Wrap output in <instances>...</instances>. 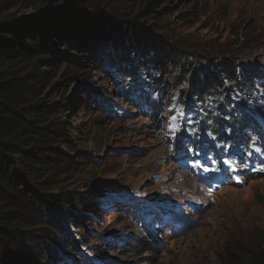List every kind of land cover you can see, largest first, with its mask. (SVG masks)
<instances>
[{"label":"rangeland","instance_id":"1","mask_svg":"<svg viewBox=\"0 0 264 264\" xmlns=\"http://www.w3.org/2000/svg\"><path fill=\"white\" fill-rule=\"evenodd\" d=\"M125 4L126 0H122V5ZM155 5L146 7L140 25L186 48L209 42L233 46L236 57L233 64L243 62V69H256L255 74L262 82L258 90L264 96V0H156ZM112 10L126 12L125 7L110 9L115 13ZM31 12L20 9L18 14ZM124 26L130 27L125 22ZM109 56L110 53L102 51L100 64L78 59L84 62L85 70L90 69L84 79L92 80L98 89L93 91L79 84L75 87L76 95L83 90L86 96L77 101L65 100L72 147L86 155L90 164L64 177L71 198L69 205L61 201L49 204L56 216L55 223L61 227L56 242H72L76 263L71 264H82L77 255L92 249L105 264H222L225 246L238 241L243 247L238 264H245L254 250L251 244L264 237V133L247 129L244 134L250 136V142L246 150L228 149L226 143L221 157L210 150L192 161L171 162L170 136L189 127L185 120L188 115L182 116L183 107L175 115L168 110L174 107L169 100L175 97L172 87L176 80L171 77L174 74L171 64L156 73L161 98L156 97L155 103L159 110H148L143 104L148 102L153 107L152 102L142 93L139 98L134 97L137 91L134 96L131 91L135 88L127 87L131 77L135 84L139 71L130 77L109 72L105 66ZM119 62L127 64L124 59ZM117 70L121 72L120 68ZM238 73L231 79H237ZM59 74L57 82L62 80L63 70ZM124 93L132 95L130 99L146 114L125 106ZM235 103L236 109L240 107L238 100ZM243 108L249 110L251 105L244 104ZM196 110L194 107L192 113ZM249 114L254 112L250 110ZM150 115L153 117L149 118ZM226 116L224 112L223 117ZM62 149L71 152L65 145ZM131 191L158 197L152 202L155 205L143 209L148 213L147 225L156 232L152 238L144 233L141 223L130 224L124 212L133 199L119 197L121 202L116 198ZM93 198L102 203L101 209L94 205ZM136 200H140V195ZM86 202L93 207L83 209L81 205ZM162 208L169 213L160 220L156 217ZM169 219L173 222L167 223ZM79 231L85 240L78 238ZM125 235L128 240L116 245L117 237ZM154 241L160 243L159 247L153 245ZM15 259L14 253L6 257L10 263ZM50 262L48 258L39 264Z\"/></svg>","mask_w":264,"mask_h":264},{"label":"trees","instance_id":"2","mask_svg":"<svg viewBox=\"0 0 264 264\" xmlns=\"http://www.w3.org/2000/svg\"><path fill=\"white\" fill-rule=\"evenodd\" d=\"M155 4L156 0H126L125 5L122 0H0V262L3 264H39L40 260L55 259L56 248L72 256L67 251L71 248L68 242H56L61 227L55 223L56 216L49 204L61 201L69 205L71 198L64 177L90 164L86 155L72 147L65 109L66 99L77 101L86 96L83 90L76 95L75 87L79 84L98 89L92 80L84 79L90 69L85 70L84 62L78 59L100 64L104 51L110 53V60L106 59L110 63L114 59L116 64L124 59L128 66L143 62L146 74L153 79L158 69L169 63L174 72L171 77L176 80L173 88L185 92L190 100L193 95L199 99L205 95V100H209L211 97L207 95L218 90L224 95L223 100L230 103L227 92L240 85L242 80L238 78L246 77L247 86L253 85L249 73L243 70L245 64H233L236 58L233 46L209 42L186 48L141 26L139 21L145 16L146 7ZM122 7L126 8L125 14L110 12ZM20 9L32 12L19 15ZM124 22L130 27L124 26ZM220 60L221 64L216 65L215 61ZM61 70L64 74L57 82ZM113 70L108 65V71ZM236 72L238 78L232 80ZM218 104L223 105L219 101ZM223 112L221 119L203 118L196 134L217 130L218 135L222 123L226 129L237 127L239 117L234 112L223 117ZM63 145L71 152H64ZM88 204L81 206L93 207ZM48 217L53 219L52 223ZM77 236L81 241L85 238L81 232ZM251 246L254 250L245 264H264V237ZM242 251L238 241L226 245L222 264H238ZM12 253L16 259L10 263L6 257Z\"/></svg>","mask_w":264,"mask_h":264},{"label":"clouds","instance_id":"3","mask_svg":"<svg viewBox=\"0 0 264 264\" xmlns=\"http://www.w3.org/2000/svg\"><path fill=\"white\" fill-rule=\"evenodd\" d=\"M100 60H102L101 57H100ZM114 61H115V59H114ZM118 65L119 64H116V62L112 63V67L115 68V71L117 74H118L117 69H119V68L121 69L122 72H124V74L128 72V74H130V75H131V72H133V70H136V69L139 72L142 70H147V67L143 63H140L139 61L134 63V69L131 68L132 65H129V66L127 64H125V65L120 64L121 66H118ZM140 67H141V69H139ZM238 69H239V72L242 73V68L238 67ZM243 70L245 72H248L249 70H251V73H249V75H250V78H251L253 85L247 86L246 77L238 78V79L242 80V82L240 83L241 86L238 85V87L236 89L233 88L234 89L233 92H227L230 99H231L230 103L223 100L224 95L219 93L218 90H215L214 94H212V95H207V96L211 97L209 100H205V98H204L205 95H202L200 97V99L193 95V98H191V100H190L188 98V96H185V94H186L185 92H181L179 90V88H173L172 87V90H173L175 97L183 105V113L192 114V109H193V107L196 106L197 103H198V106L200 108L204 109L205 113L209 114L208 117H210V118L212 116L213 118H220L221 119V117H219V116H220V113L222 110L224 112H227V114L234 112L236 114L235 116L239 117L240 123L238 124L237 127H233V128H231L232 126L229 125V127L231 128V134H228V136H226V138L232 137V139H235V137L240 133V130H243V132L247 131L246 129H244V126H245L246 122H248V121L254 122V120L257 119L262 124H264V96L262 95V92L258 90V87L260 85H262V82L260 79L257 78L258 75L255 74L256 69L246 68ZM156 79L157 78H155V81H156ZM157 89H158V84H157ZM175 90H177L176 91L177 95L174 92ZM158 91H159V93L157 94V96L151 98V101L154 100V104H152L153 107H150L148 102H147V104L145 103L146 106L143 104L144 107H148L149 109H154V105H156L155 104L156 97L161 98L160 97V90L158 89ZM173 93H171V94H173ZM180 93L182 95H180ZM171 94H170V96H171ZM136 98H139V97H136ZM203 98H204V100H201ZM96 100L99 101L98 96L96 97ZM235 100H238L240 102V107H238L237 109L235 107V105H236ZM218 101L223 104L222 106H226L228 104L227 107L222 109V106L218 104ZM102 103L104 105V101H102ZM205 104L208 107L207 109L205 108ZM244 104L245 105L250 104L251 109L246 110L245 108H243ZM125 106L135 108L136 112H138L140 114L142 113V110L138 107V105L133 103V101L131 99L129 101H127V105H125ZM102 108L104 109L103 106H102ZM239 109H240V111H238ZM250 110H252L254 112L253 115L249 114ZM132 112H134V111L132 110ZM151 117H153V116L150 115L149 118H151ZM192 121H194V123H196V125L199 124V126H200L201 119L199 116H195L194 118H192ZM194 123H189V127H187L185 130L180 131V132H176L174 135L170 136L171 140H170V152L169 153L171 156V162H172V159L174 158L175 155L180 156V158H179L180 163H181L182 159L183 160L194 159L197 157L198 154L205 153L204 149L207 146L216 150L217 155H218V153H221L222 155L224 154V152H222V150L220 148H216L215 145L211 144V145L206 146V144L204 142H201V139L203 137L205 138V134L204 135L196 134L198 132L197 128H199V127L196 126ZM192 125L196 126L197 128L190 129V127ZM239 128H241V129L239 130ZM204 132L205 131H203L201 133L203 134ZM176 136H178L179 139H176ZM173 142L175 143V145H173ZM185 142L187 143L188 146L185 144ZM224 144H226V143L223 142V145H222L223 149L225 146ZM227 147H228V149H230V148H234V147L236 148L238 146L237 145H227ZM97 189L100 190V186H98ZM133 192L135 194L138 193L136 191H133ZM139 195L144 199L145 206L152 205L153 204L152 202L158 199V197H152L151 196V195H153V193H149L148 195H146V194H139ZM93 197H95V196H93ZM93 199H95V201H96L97 198H93ZM98 207H99V209H101L102 203ZM168 213H169L168 210H163L161 212V214L157 213V216L161 220L165 215H168ZM142 217H144V216L142 215V213H140L137 218L136 217H134V219L131 218L130 224H134L135 222L143 223ZM135 218H136V220H135ZM145 224H146V221H145ZM149 227H151V226L147 225V227L144 228V231H145L144 233H148ZM118 238H120V237H117V239ZM122 238L127 239V235L123 236ZM84 240H85V238H84ZM110 240L114 241L113 238H111ZM68 244L71 245V248L68 249L67 251L71 252L72 256L68 255L65 251H62V250H59L58 248H56L54 250V251H56V254H55L56 258L55 259L49 258V259H51L50 264L76 263V260H75L76 255L74 256V253L72 251L74 249L72 242L69 241ZM157 247H159V246H157ZM92 250H90V252H88L87 254L77 255V257L78 256L81 257L80 262L82 264H105V261L102 260L103 258H100L96 255L95 249H92ZM92 255L95 256V259L92 257ZM63 260H66V262L64 263ZM120 264H121V262H120Z\"/></svg>","mask_w":264,"mask_h":264}]
</instances>
